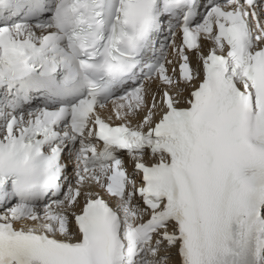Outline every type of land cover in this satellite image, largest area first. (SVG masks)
I'll return each mask as SVG.
<instances>
[{"label":"snow or ice","instance_id":"1","mask_svg":"<svg viewBox=\"0 0 264 264\" xmlns=\"http://www.w3.org/2000/svg\"><path fill=\"white\" fill-rule=\"evenodd\" d=\"M0 10V264H264V0Z\"/></svg>","mask_w":264,"mask_h":264}]
</instances>
